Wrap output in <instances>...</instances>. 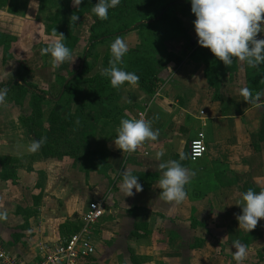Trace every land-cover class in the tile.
Listing matches in <instances>:
<instances>
[{
  "label": "crops",
  "instance_id": "0c3cea01",
  "mask_svg": "<svg viewBox=\"0 0 264 264\" xmlns=\"http://www.w3.org/2000/svg\"><path fill=\"white\" fill-rule=\"evenodd\" d=\"M9 4L4 0L0 9V35L15 39L20 48L40 37L37 30L38 36L26 30L28 12L23 11L24 5L32 8L38 2L16 0L13 13L7 11ZM186 28L192 48L172 71L174 65L159 74L153 95L137 85L125 88L128 109L135 111L134 118L143 114L151 121L158 139L145 141L131 154L114 139L107 145L105 174L89 171L83 179L69 157L37 159V152L28 151L32 136L21 125L17 106L7 100L0 104V158L14 174V181L0 177V210L7 209V218L0 221V243L10 256L36 263L41 245L54 246L70 236L69 229L59 230L61 225H81L88 203L101 200L104 215L90 231L94 252L81 264H236V240L246 246L240 264H264V219L249 232L236 219L241 193L264 190V74L253 81L252 67L235 58L225 66L198 46L193 22ZM256 38L264 39V33ZM248 74L255 93H261L256 104L240 94ZM198 132L204 135L206 153L191 162L188 143ZM159 151L164 155L158 160ZM167 160L193 173L185 186L187 198L171 215L158 185V165ZM125 169L143 188L139 193L133 189L131 197L120 191Z\"/></svg>",
  "mask_w": 264,
  "mask_h": 264
},
{
  "label": "rangeland",
  "instance_id": "374dc122",
  "mask_svg": "<svg viewBox=\"0 0 264 264\" xmlns=\"http://www.w3.org/2000/svg\"><path fill=\"white\" fill-rule=\"evenodd\" d=\"M36 1L38 2V5L35 4L32 8H28L27 5L23 6L25 14L26 11L28 12V22L26 23L25 28L32 32L37 30L40 37L43 33L46 36H50V38H45L44 36L40 38L38 33L35 32V35L38 37H34V39L30 40L27 45H22L19 48L15 39L0 35V87L8 88L9 86H14L16 84V88L8 92L6 100L17 106V111L20 116L19 119L23 127H25L24 120L30 116L33 107L42 112H46L52 108L54 112L59 113L60 117H66L73 114L78 107V104L74 101L65 103V99H60V96L54 99L57 104L49 103L46 101L48 100L47 92L50 85L54 84L55 87L58 88L62 81L65 84L72 79L71 75H73L78 68H81L82 64L79 61L86 50L89 27L92 23V20L88 15H83L77 20V25L72 33L73 37H75V44L72 45L73 47L71 44L68 45L71 47L69 48L70 52L73 50L75 55H71V59L54 66L50 55L40 54V49L42 47L39 45H41L40 43L43 41L45 42L44 44L47 45L56 42L57 36L54 33L63 35L62 27L57 23V21H60V17L56 15L59 5H55V0L51 1V5L47 4L46 1H44V3L43 0ZM174 1L188 2V0H139L138 9L125 18L123 22L131 27L138 21H142L151 14L157 13L164 6ZM62 4L66 9L69 7L70 11H78V7H74L71 0H63ZM49 19L52 20L50 21ZM186 19L189 20L187 23H191L195 18L187 9L176 7L166 14L165 19L150 24L141 32L131 31L119 36L128 45V51L122 58V63L118 65V67L122 68L124 71L132 72H138L143 70L144 67H146V69L149 67L152 71V74L150 73L152 75L151 79L159 82V74L169 66L171 67V65H174L170 68L172 71L173 68L180 63V57L184 56L185 53L192 48L189 45L190 36H187V23L184 24ZM123 22H110L107 25V29H116L122 26ZM19 27L20 26L16 25V32L19 31ZM24 30L25 29H23V31ZM113 40L97 45L87 54L85 73H83L81 77L82 80L96 78V88L94 89L95 97L97 93H101L100 96H102V93L105 94L104 96L110 92L113 94L112 99H106L104 101L107 110H111L114 106H118L119 104L121 106V102L123 104L126 99L129 98L128 93L125 92V88L128 86L127 83L119 89L113 88L110 84L109 77L104 74V70L110 66V45ZM101 80L108 82V84H106L107 86L102 87V90H100ZM25 84L30 85L34 92L24 88ZM71 86L79 87V90L81 91L80 99H82L83 102H86L85 99L88 93V84L79 81L77 83L72 82ZM33 93L44 96L45 100L42 99L37 101L34 99L33 101ZM80 108L87 112L86 107L80 106ZM134 112L135 111L128 109L127 106L126 110L120 114L131 119L135 117L136 113ZM121 118H123V116L119 115V119L116 122L109 121L105 118L95 124L96 130L93 135L94 137H92L90 141V149L92 152L102 153L101 162L106 165L109 158L107 145L115 139V129L119 126ZM45 122L46 121L44 120L42 124L44 128H47L48 125ZM111 156H113V153H111ZM82 164L83 162L73 167L82 174V178L84 179L89 172H84ZM106 169L108 170L109 166H107ZM94 171L100 172L96 169ZM40 182H43L42 178ZM80 186H82V184ZM80 227V224L76 227L77 231Z\"/></svg>",
  "mask_w": 264,
  "mask_h": 264
},
{
  "label": "clouds",
  "instance_id": "9594fccd",
  "mask_svg": "<svg viewBox=\"0 0 264 264\" xmlns=\"http://www.w3.org/2000/svg\"><path fill=\"white\" fill-rule=\"evenodd\" d=\"M190 11L195 16L193 21L197 44L208 49L211 54L225 66L233 63V58L245 62L249 67H257L264 63V39H257L258 33H264V0H188ZM74 7H79L81 0H71ZM121 0H97L91 12L99 20H107L109 9H115ZM77 15H72L70 21L74 24ZM56 42L42 47L41 55H50L52 64L59 65L71 59L72 53L63 43L64 36L54 33ZM128 51V45L120 37H116L110 45L111 59L104 74L109 77L113 88L119 89L125 83L136 85L139 76L134 72L124 71L118 67ZM8 88L0 87V104L4 103L8 95ZM240 94L249 103L256 104L261 93L253 94L248 88L240 89ZM114 144L123 152L133 153L145 141H156L158 130H153L151 121L143 118H121L115 129ZM43 139L32 140L28 151L37 152L43 144ZM163 151L156 153L159 160ZM160 177L158 185L159 198L169 204L168 212L173 214L176 206L187 198L185 186L193 175L176 160H167L158 165ZM120 191L125 197H131L143 190L138 177L128 170L120 172ZM135 189V193L133 192ZM242 203L238 202L241 214L236 216L239 228L250 231L257 226L259 220L264 219V190L254 192L249 189L241 193ZM7 218V209L0 210V221ZM233 260L236 264L245 258L246 246L239 240L233 241Z\"/></svg>",
  "mask_w": 264,
  "mask_h": 264
},
{
  "label": "trees",
  "instance_id": "16d2710c",
  "mask_svg": "<svg viewBox=\"0 0 264 264\" xmlns=\"http://www.w3.org/2000/svg\"><path fill=\"white\" fill-rule=\"evenodd\" d=\"M46 1L47 4L51 5L52 0H43ZM55 5H59V9L56 11V15L60 17V21L57 23L62 27L64 40L63 43L68 46L71 44H75V37H73L72 33L74 28L77 25V21L73 24L70 21V17L74 14L78 16V19L83 15L90 16L92 23L89 27V35L86 44V50L82 54L80 61L82 66L78 68V70L71 75L72 79L67 81L65 84L62 81L60 86L57 88L54 84L50 85L49 90L47 92L49 103L57 104L54 99L60 96L65 99V103L69 101H74L78 104V107L75 109L73 114L68 115L66 117H60L58 112H54L49 109L46 112H42L40 110H36L35 107L31 109L30 116L24 120L25 128L28 130L29 134L32 136V140H40L43 139V144L40 149L37 151L36 158L37 159H46V158H55L60 159L63 157H69L72 159L73 166L80 164L83 162L84 172L87 173L89 171H94L95 169L105 174L107 172V165L102 163V153H95L91 151V138L94 137L95 132V124L102 120L108 119L109 121H118L119 115L124 117L123 113L128 104L130 103L129 98L122 104L114 106L111 110H107V106L104 101L110 100L113 98V94L111 92L104 96L105 94L97 93L95 97V82L96 78L91 79H81L82 74L85 73V68L87 64V54L92 51L97 45L103 44L106 41L113 40L116 37L122 36L123 34L131 31L141 32L145 28H147L150 24L165 19L166 14L176 7H182L187 9L190 13V4L185 1H174L169 3L160 9L157 13L151 14L146 17L142 21H138L133 26H129L124 23V19L127 18L131 13L135 12L139 7V0H121V3L115 9H109L108 19L107 20H99L92 12V6H94L97 0H81V4L78 7V11H70L65 8L62 4L63 0H55ZM4 0H0V9H3ZM45 3V2H44ZM16 7V0H10L9 7L7 11L9 13H13ZM68 12V16H67ZM192 14V13H191ZM193 15V14H192ZM195 18V16L193 15ZM50 21L52 19H49ZM110 22L114 23H122V26L109 30L107 29V25ZM73 47V46H72ZM68 48H71L68 46ZM249 69H251L249 67ZM132 72V71H128ZM139 76L138 84H136L141 90H143L146 94H153L155 88L157 87V80L151 79L152 71L148 67L143 68V70L134 72ZM151 73V74H150ZM251 75L248 74L249 83H247V88L255 94L256 87L252 85L250 81V76L253 81L258 79L256 75L259 73L264 74V63L259 66L251 69ZM208 75L211 76L210 71ZM83 81L88 84V93L85 99L86 102H83L80 99V90L77 86H71L72 82ZM107 81H100V90L102 87L107 86ZM16 85V84H15ZM15 85H11L8 87V90L12 91L16 87ZM27 90H31L34 92L33 88L30 85H24ZM8 91V92H9ZM105 97V98H104ZM36 99L40 101L42 99L45 100L44 96L37 95L33 93V101ZM59 99V100H60ZM58 100V101H59ZM88 100V101H87ZM252 104V103H251ZM80 106H84L87 108V112L83 111ZM121 108V109H120ZM48 125L47 128L43 127V121ZM39 121V122H38ZM44 123V124H45ZM8 161L4 158H0V166L2 169V173L0 175L1 179L7 180L11 179L14 181V174H9V170L6 168ZM35 214V213H34ZM71 227V228H69ZM69 229L66 231L67 235H71L77 231L75 223L67 222L60 226V231Z\"/></svg>",
  "mask_w": 264,
  "mask_h": 264
},
{
  "label": "built area",
  "instance_id": "2783aa9c",
  "mask_svg": "<svg viewBox=\"0 0 264 264\" xmlns=\"http://www.w3.org/2000/svg\"><path fill=\"white\" fill-rule=\"evenodd\" d=\"M137 118H143V114ZM206 153L204 135L198 132L194 139L188 143V159L191 162L199 161ZM104 215V206L101 200H93L88 203L82 215L80 229L70 235L64 242L54 246L43 244L39 247L40 258L34 264H81L90 257L93 245L90 239L91 228ZM0 264H26L23 261L10 256L0 243Z\"/></svg>",
  "mask_w": 264,
  "mask_h": 264
},
{
  "label": "water",
  "instance_id": "95a60500",
  "mask_svg": "<svg viewBox=\"0 0 264 264\" xmlns=\"http://www.w3.org/2000/svg\"><path fill=\"white\" fill-rule=\"evenodd\" d=\"M193 44V41H190V45H192ZM76 218V215H74V219Z\"/></svg>",
  "mask_w": 264,
  "mask_h": 264
}]
</instances>
